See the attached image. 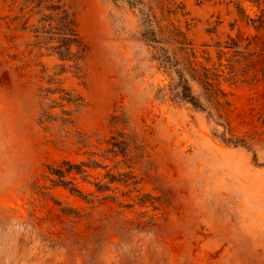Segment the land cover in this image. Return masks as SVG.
<instances>
[{
  "label": "rangeland",
  "instance_id": "374dc122",
  "mask_svg": "<svg viewBox=\"0 0 264 264\" xmlns=\"http://www.w3.org/2000/svg\"><path fill=\"white\" fill-rule=\"evenodd\" d=\"M37 1L0 0V264H264V0H65L75 61Z\"/></svg>",
  "mask_w": 264,
  "mask_h": 264
},
{
  "label": "trees",
  "instance_id": "16d2710c",
  "mask_svg": "<svg viewBox=\"0 0 264 264\" xmlns=\"http://www.w3.org/2000/svg\"><path fill=\"white\" fill-rule=\"evenodd\" d=\"M30 0H25L29 2ZM131 6L139 5L140 0H127ZM42 2V10L47 14H42L41 21H48L49 23H55L54 34L56 36L57 45L52 49L62 60L75 61L77 55L81 50L80 41L78 35L75 32L73 21L65 9V0H57L56 2H49L47 0H39L36 6L39 7ZM144 22L149 23L145 13ZM160 43V41H155ZM76 48V53L72 52V48ZM157 62L159 66L175 75L173 83L170 85L169 95L171 101L175 103L190 104L193 108L203 110L202 103L193 94L187 78L184 76L182 70L179 68V63L173 57H171L167 50L162 46L157 47ZM71 100L67 99V102ZM66 168L53 169L52 174L57 177V183L68 188L72 193L80 194V191L75 188L71 181L64 180L65 175L71 172L76 174L84 173L82 165H73L69 162H64Z\"/></svg>",
  "mask_w": 264,
  "mask_h": 264
}]
</instances>
